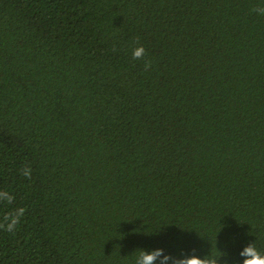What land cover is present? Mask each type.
<instances>
[{
	"label": "trees",
	"instance_id": "trees-1",
	"mask_svg": "<svg viewBox=\"0 0 264 264\" xmlns=\"http://www.w3.org/2000/svg\"><path fill=\"white\" fill-rule=\"evenodd\" d=\"M257 8L0 0V264L264 254Z\"/></svg>",
	"mask_w": 264,
	"mask_h": 264
},
{
	"label": "clouds",
	"instance_id": "clouds-1",
	"mask_svg": "<svg viewBox=\"0 0 264 264\" xmlns=\"http://www.w3.org/2000/svg\"><path fill=\"white\" fill-rule=\"evenodd\" d=\"M254 11L264 10V8H257L253 9ZM145 53V49L141 47H136L133 49L132 56L133 59H143ZM151 67V62H147L145 64V70L147 71ZM222 253V252H221ZM160 255L159 252H152L149 254L146 250H139L138 255L135 259V264H154L157 257ZM224 253L218 258L213 253L200 257L197 256L195 253L192 255H184L179 264H185V262H190L196 260L199 264H220V260L224 257ZM241 256L246 257L244 259L243 264H264V254L259 251L256 246H249L247 247L242 253ZM161 264H166L165 261H161Z\"/></svg>",
	"mask_w": 264,
	"mask_h": 264
}]
</instances>
